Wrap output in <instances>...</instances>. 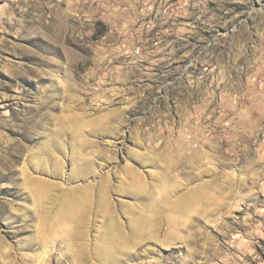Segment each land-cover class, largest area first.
Instances as JSON below:
<instances>
[{
  "label": "rangeland",
  "instance_id": "374dc122",
  "mask_svg": "<svg viewBox=\"0 0 264 264\" xmlns=\"http://www.w3.org/2000/svg\"><path fill=\"white\" fill-rule=\"evenodd\" d=\"M0 264H264V0H0Z\"/></svg>",
  "mask_w": 264,
  "mask_h": 264
},
{
  "label": "bare ground",
  "instance_id": "6f19581e",
  "mask_svg": "<svg viewBox=\"0 0 264 264\" xmlns=\"http://www.w3.org/2000/svg\"><path fill=\"white\" fill-rule=\"evenodd\" d=\"M146 12H147L146 15H155V19H153L152 22L146 23L144 28H146L148 34L150 35V36L148 35L149 37L147 40L152 41L154 43V47L155 46L157 47L163 39V31H164L163 29H162L163 31H161L159 29V27L160 28L164 27V25L168 22V20L170 19L171 16L169 15L168 8H166V12L164 14L163 13H157V6H155V5L151 6ZM135 55L136 56L141 55V49L140 48L135 51ZM138 195H140L141 198L146 199L145 197L142 196V194L140 192L138 193ZM140 196H139V198H140ZM192 206H193V200L190 199L188 204H187V208L191 209ZM174 219H176V220L178 219L175 222H179V218H174ZM156 223L157 222L155 220H153L152 216H148L144 212H142V214H139L138 217L134 218L133 222H131V224H130L131 234L128 237L129 244L136 245L140 241L151 240V239L155 240V238H157V236H158L155 234L158 229L157 230L153 229V227L156 226ZM168 234H170V233H168ZM171 238H172V233L169 236H165L164 239L166 241H168Z\"/></svg>",
  "mask_w": 264,
  "mask_h": 264
},
{
  "label": "built area",
  "instance_id": "2783aa9c",
  "mask_svg": "<svg viewBox=\"0 0 264 264\" xmlns=\"http://www.w3.org/2000/svg\"><path fill=\"white\" fill-rule=\"evenodd\" d=\"M165 12H166V7H163L161 5L157 6V13H163L164 14ZM153 19H155V15H146L145 14V16H142L141 22H142L143 28L145 27L146 23L152 22Z\"/></svg>",
  "mask_w": 264,
  "mask_h": 264
}]
</instances>
